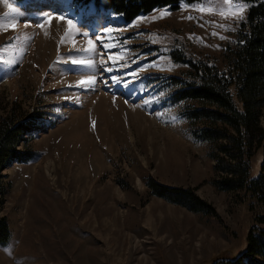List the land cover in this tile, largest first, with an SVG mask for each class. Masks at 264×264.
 I'll return each instance as SVG.
<instances>
[{"label":"rangeland","instance_id":"rangeland-1","mask_svg":"<svg viewBox=\"0 0 264 264\" xmlns=\"http://www.w3.org/2000/svg\"><path fill=\"white\" fill-rule=\"evenodd\" d=\"M237 2H181L126 21L70 0H0V119L14 106L43 125L18 146L31 157L0 171V264H203L243 240L252 213L213 184L210 145L165 83L187 69L173 54L222 59ZM111 55L124 57L119 67ZM89 77L94 89L79 85ZM149 179L194 186L214 212L150 192Z\"/></svg>","mask_w":264,"mask_h":264},{"label":"trees","instance_id":"trees-1","mask_svg":"<svg viewBox=\"0 0 264 264\" xmlns=\"http://www.w3.org/2000/svg\"><path fill=\"white\" fill-rule=\"evenodd\" d=\"M71 1L79 6L94 5L128 21L157 7L204 0ZM237 1L246 8L234 44L225 46L222 59L173 54L177 62L187 64V69L167 76L165 81L173 88L172 98L183 102L182 112L193 137L210 145L218 172L213 184L221 190L236 191L238 201L252 213L243 240L203 264H264V0ZM13 107L0 119V171L9 161L31 157V151H20L18 146L27 144L28 133L43 127L35 123L34 116L17 119ZM153 182H147L152 193L195 212H214L194 186ZM8 237V225L0 217V244Z\"/></svg>","mask_w":264,"mask_h":264},{"label":"snow or ice","instance_id":"snow-or-ice-1","mask_svg":"<svg viewBox=\"0 0 264 264\" xmlns=\"http://www.w3.org/2000/svg\"><path fill=\"white\" fill-rule=\"evenodd\" d=\"M225 2H227V0H225ZM5 4L6 6L10 7L11 8V5H8L7 4V0H5ZM243 4H240L239 2L236 3L235 5V9L236 11L232 13L231 17H224V18H233V19H236V20H240L243 18ZM17 9H12V12H16ZM7 15V14H6ZM221 15L223 16L224 13L221 12ZM52 17H48L47 19H51ZM61 19H63V17H61ZM69 25L72 24V21L69 20L68 21ZM41 27H43V25H41ZM109 32L112 31V29H108ZM215 35V33H214ZM223 39V37H221ZM92 40H89V44H92ZM103 46V45H102ZM108 47H111V45H108ZM89 52H96V49L93 47V48H90L88 49ZM97 56H99V53H96ZM124 57L123 56H119V55H111L109 56V59H111L113 61V64L117 67H119V65L116 64V62L118 60H121L123 59ZM103 61H101L102 63ZM71 63L73 64H81V65H86L88 67H95L96 66V61L94 59H87V60H83V59H73L71 60ZM109 72L113 71V68H108L107 69ZM112 82L113 83H121V81L117 80L116 77H112ZM133 79H135V74H133ZM123 83L125 84V86L127 85V81H123ZM79 85L84 87L85 89H94L95 86H96V79L95 77H89L87 80H81L79 82ZM105 87H108V84L107 82H105ZM130 95H134L135 94V90L134 89H128Z\"/></svg>","mask_w":264,"mask_h":264},{"label":"bare ground","instance_id":"bare-ground-1","mask_svg":"<svg viewBox=\"0 0 264 264\" xmlns=\"http://www.w3.org/2000/svg\"><path fill=\"white\" fill-rule=\"evenodd\" d=\"M36 165H39V163H37Z\"/></svg>","mask_w":264,"mask_h":264}]
</instances>
